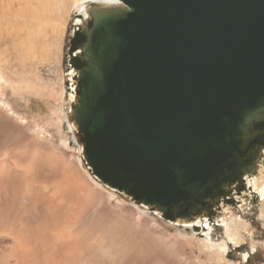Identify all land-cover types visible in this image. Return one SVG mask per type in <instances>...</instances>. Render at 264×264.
Masks as SVG:
<instances>
[{
	"label": "water",
	"instance_id": "1",
	"mask_svg": "<svg viewBox=\"0 0 264 264\" xmlns=\"http://www.w3.org/2000/svg\"><path fill=\"white\" fill-rule=\"evenodd\" d=\"M80 20L68 119L91 171L213 223L264 162V0H95Z\"/></svg>",
	"mask_w": 264,
	"mask_h": 264
},
{
	"label": "rangeland",
	"instance_id": "2",
	"mask_svg": "<svg viewBox=\"0 0 264 264\" xmlns=\"http://www.w3.org/2000/svg\"><path fill=\"white\" fill-rule=\"evenodd\" d=\"M8 1L17 6L20 0ZM25 1L21 9L30 15L32 3ZM24 18L19 15L0 20V170L13 168L23 174L25 171L21 169L28 168L30 161H47V157H56L67 169L62 181L70 179V173H73V177L78 172L79 177L82 174L87 180L86 184L83 181L78 183L82 184L83 191L89 192L96 188L93 191L105 197V207L141 225L161 242V246L165 245L163 249L169 250L172 244L173 252L171 249L169 256L175 258L177 264H264V166L260 165L256 173L263 174L255 181L258 186L248 184L249 188L241 198L237 194L230 197L233 205L221 204L213 228L209 221L206 222L208 226L204 225V219L195 227L186 220L181 223L165 220L150 208L132 204V200L122 192L105 184H102L103 187L97 185L86 173V170L92 172L87 168L88 163L75 135V127L73 133L66 127V114L68 119L71 91L74 89V80L72 82L67 76L73 72V68L68 65L67 51L77 17L74 11L67 14L64 27L55 36L49 35L43 19L39 20L41 22L36 18L26 19L28 27L22 29ZM58 88L61 89V96L56 94ZM91 176L97 181L93 173ZM29 183L27 181V186ZM1 191L5 190L0 189V264H6L7 253L1 248L4 245L11 246L12 241L6 236L10 232L2 226V221L6 219V208L2 204L8 206L12 198L10 191L6 190V194ZM52 192L48 189L43 193ZM28 195L22 191L21 198L10 208L21 217L17 221L19 229L23 231L26 230L25 219L31 210ZM9 218L14 219L12 216ZM29 220L31 230L34 223H29ZM90 221L87 217L84 223ZM232 225L238 234L236 240L230 242L227 231L229 233ZM84 235L87 243L95 246L105 259L114 253L107 240L97 237L94 229L85 230ZM220 245L224 246L221 251Z\"/></svg>",
	"mask_w": 264,
	"mask_h": 264
},
{
	"label": "bare ground",
	"instance_id": "3",
	"mask_svg": "<svg viewBox=\"0 0 264 264\" xmlns=\"http://www.w3.org/2000/svg\"><path fill=\"white\" fill-rule=\"evenodd\" d=\"M29 1L32 3L30 7L32 13L30 15L21 9V5L26 3L25 0L18 1L17 6L12 5L8 0H0V20L10 16L23 15L25 18L21 27L26 29L28 27L25 23L26 19L36 18L38 21L43 19L49 35L55 36L64 27L67 14L74 11L77 17L74 26L80 24V16H84L85 4L95 0ZM73 75L74 72L67 75L70 76L72 82ZM56 94L61 96V89L58 88ZM73 97L71 94V100H73ZM66 120L67 130L69 129L73 133L74 126L68 121L67 114ZM45 159L47 161H30L27 165L29 170L28 168L21 169L25 171L23 174L17 173L13 168L0 170V189L10 191V197L12 198L8 206L2 204L6 208V219L2 221V226L10 232L6 236L12 241L11 246L4 245L1 248L2 251L7 253L6 264H158L159 262L177 264L176 259L169 256L172 244L169 245V250L163 249L165 245L161 246V242L159 243V240L155 236H151L141 225L134 224L125 215H118L112 209L105 207L103 203L105 197L93 191L96 188L89 192L83 191L82 184L79 185L78 183L83 181L86 184L87 180L83 178L82 174L79 177L78 172L73 177V173H70V179L62 181L61 178L67 173L64 165L56 157L51 156ZM263 166L264 162L261 167ZM87 168L91 171L89 165ZM86 171L87 175L97 185L103 187L101 181L94 174L97 181L93 179L91 176L92 171V173ZM261 174L244 177L246 190L249 188L247 187L248 184L253 187L258 186L255 181L261 178ZM27 181L30 182L28 186ZM48 189L53 192L44 194L43 192ZM5 191L1 192L6 194ZM22 191L26 195L29 194V207L31 208L25 219V231L19 229L17 220L21 217L10 210L13 204H16L17 200L21 198ZM243 192L240 193L239 198L242 197ZM230 197L228 200H230ZM132 204L149 209L148 206L138 203L134 199H132ZM153 211L157 212L156 210ZM9 216L14 219H10ZM32 217H35L34 220H29ZM87 217L91 221L84 223ZM202 219L187 221V223H192V226H194ZM28 220L29 223H34L31 230L28 226ZM204 220V225L208 226L206 223L208 220L206 218ZM38 221H40L39 225ZM177 222H180V220ZM209 224L212 228L214 227V224ZM233 225L230 227L229 233L227 231V239L230 242L236 240L238 234L233 230L235 229ZM91 229L95 230L97 237H104L113 249L114 253L109 259H105L95 246L87 243L84 231ZM166 237L169 238V236ZM166 237L165 240L169 244ZM222 248L224 246L220 245V251ZM171 252H173V249Z\"/></svg>",
	"mask_w": 264,
	"mask_h": 264
},
{
	"label": "flooded vegetation",
	"instance_id": "4",
	"mask_svg": "<svg viewBox=\"0 0 264 264\" xmlns=\"http://www.w3.org/2000/svg\"><path fill=\"white\" fill-rule=\"evenodd\" d=\"M259 192H260V190H259ZM259 198H260V193H259ZM218 215H219V213H218ZM218 215H217V216H218ZM193 227H195V226H193Z\"/></svg>",
	"mask_w": 264,
	"mask_h": 264
},
{
	"label": "clouds",
	"instance_id": "5",
	"mask_svg": "<svg viewBox=\"0 0 264 264\" xmlns=\"http://www.w3.org/2000/svg\"><path fill=\"white\" fill-rule=\"evenodd\" d=\"M217 217V216H216ZM203 219H205V218H203ZM207 219V218H206ZM208 220V219H207ZM213 221H214V219H213ZM210 223V222H209ZM214 223V222H213ZM213 223H211V224H213Z\"/></svg>",
	"mask_w": 264,
	"mask_h": 264
},
{
	"label": "crops",
	"instance_id": "6",
	"mask_svg": "<svg viewBox=\"0 0 264 264\" xmlns=\"http://www.w3.org/2000/svg\"><path fill=\"white\" fill-rule=\"evenodd\" d=\"M69 15V14H68ZM65 22H66V20H65Z\"/></svg>",
	"mask_w": 264,
	"mask_h": 264
}]
</instances>
